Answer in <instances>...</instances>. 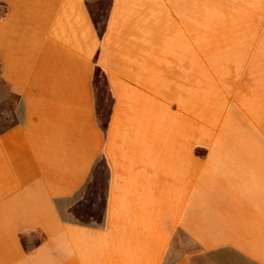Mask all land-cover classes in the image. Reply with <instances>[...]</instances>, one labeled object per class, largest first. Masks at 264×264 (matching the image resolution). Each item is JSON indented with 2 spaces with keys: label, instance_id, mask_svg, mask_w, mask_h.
<instances>
[{
  "label": "crops",
  "instance_id": "0c3cea01",
  "mask_svg": "<svg viewBox=\"0 0 264 264\" xmlns=\"http://www.w3.org/2000/svg\"><path fill=\"white\" fill-rule=\"evenodd\" d=\"M0 114V264H264V0H0Z\"/></svg>",
  "mask_w": 264,
  "mask_h": 264
},
{
  "label": "rangeland",
  "instance_id": "374dc122",
  "mask_svg": "<svg viewBox=\"0 0 264 264\" xmlns=\"http://www.w3.org/2000/svg\"><path fill=\"white\" fill-rule=\"evenodd\" d=\"M97 19L99 20L100 18L97 16ZM103 85H104V81L100 73L96 77V95H97V103H98V117L101 123H104L106 112L108 111V107H109V98L106 94L105 95L103 94V92H105ZM10 102L12 103V107H13V104L15 102L14 98H12ZM10 123L11 121L7 116H3L0 114V131L6 128V126L9 125Z\"/></svg>",
  "mask_w": 264,
  "mask_h": 264
},
{
  "label": "trees",
  "instance_id": "16d2710c",
  "mask_svg": "<svg viewBox=\"0 0 264 264\" xmlns=\"http://www.w3.org/2000/svg\"><path fill=\"white\" fill-rule=\"evenodd\" d=\"M101 73V71H100V69L99 68H96V70H95V78L98 76V74H100ZM103 126H105V122L103 123Z\"/></svg>",
  "mask_w": 264,
  "mask_h": 264
}]
</instances>
